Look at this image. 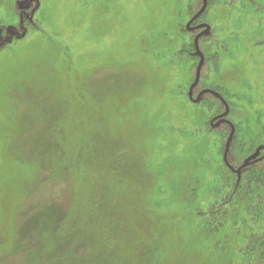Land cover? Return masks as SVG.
Returning a JSON list of instances; mask_svg holds the SVG:
<instances>
[{
    "label": "rangeland",
    "instance_id": "1",
    "mask_svg": "<svg viewBox=\"0 0 264 264\" xmlns=\"http://www.w3.org/2000/svg\"><path fill=\"white\" fill-rule=\"evenodd\" d=\"M15 7L0 0V24ZM203 10L204 0H42L37 26L0 51V264L240 257L243 239L222 248L198 214L221 161L235 158L234 127L264 142V7Z\"/></svg>",
    "mask_w": 264,
    "mask_h": 264
},
{
    "label": "trees",
    "instance_id": "2",
    "mask_svg": "<svg viewBox=\"0 0 264 264\" xmlns=\"http://www.w3.org/2000/svg\"><path fill=\"white\" fill-rule=\"evenodd\" d=\"M236 1L240 7L249 13H256V16L264 7V0H204L205 10L200 16H204L214 5L224 4L231 7ZM14 2L16 6L14 18L0 24V51L10 49L23 41L28 29L35 28L39 20L37 15L41 10L42 0H14ZM242 17L238 13L233 26L236 33L224 42H220L225 48L230 46H227L228 41L233 42L238 39L236 35L243 26ZM199 20L200 18L195 23ZM207 22L211 25L209 33L215 29L218 33L222 32L220 27L215 28L211 20ZM184 32L189 33L186 28ZM208 34H204L203 37ZM226 103L228 107L230 106V113L233 114L231 104ZM223 128L213 130L221 139H225L226 132L229 131ZM234 129L236 130L231 136L228 154L235 153V158L226 155L221 161V172H218L219 175L216 177V186L209 190L211 198L204 202L203 212L197 214L202 231L219 236L222 248L226 247L231 238L243 239L244 244L237 248L241 258L234 259L233 264H264V142L253 132L246 137L239 133L237 126ZM241 157L247 158L248 163L243 164L238 161Z\"/></svg>",
    "mask_w": 264,
    "mask_h": 264
}]
</instances>
